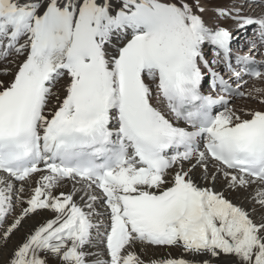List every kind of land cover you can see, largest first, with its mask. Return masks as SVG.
Here are the masks:
<instances>
[{"label":"snow or ice","instance_id":"obj_1","mask_svg":"<svg viewBox=\"0 0 264 264\" xmlns=\"http://www.w3.org/2000/svg\"><path fill=\"white\" fill-rule=\"evenodd\" d=\"M9 249L5 264H264V0H0Z\"/></svg>","mask_w":264,"mask_h":264},{"label":"bare ground","instance_id":"obj_2","mask_svg":"<svg viewBox=\"0 0 264 264\" xmlns=\"http://www.w3.org/2000/svg\"><path fill=\"white\" fill-rule=\"evenodd\" d=\"M257 11H259V9L257 8ZM245 104L244 106H240V107H256L255 104H252L249 101H243L240 103ZM233 199H236L235 196L232 197ZM45 217H51V213H44L42 216L37 217V220L43 219ZM36 223V220H29L27 221V223L25 224V231L31 227H33ZM20 235H23V233H21ZM19 236L17 238L13 239V245L18 241ZM9 251H5L2 254H0V264H5L6 260H7V256L9 254ZM140 251H142L144 253L143 258L147 261L149 259H158L159 257H161L166 251L167 249L164 248H147V249H140Z\"/></svg>","mask_w":264,"mask_h":264},{"label":"rangeland","instance_id":"obj_3","mask_svg":"<svg viewBox=\"0 0 264 264\" xmlns=\"http://www.w3.org/2000/svg\"><path fill=\"white\" fill-rule=\"evenodd\" d=\"M245 104H242L241 106H244Z\"/></svg>","mask_w":264,"mask_h":264}]
</instances>
